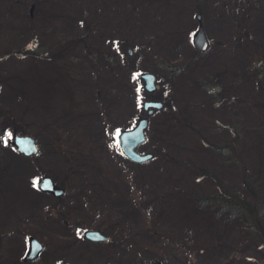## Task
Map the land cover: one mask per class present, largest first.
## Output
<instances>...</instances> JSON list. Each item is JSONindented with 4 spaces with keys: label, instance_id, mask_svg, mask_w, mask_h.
I'll use <instances>...</instances> for the list:
<instances>
[{
    "label": "rangeland",
    "instance_id": "obj_1",
    "mask_svg": "<svg viewBox=\"0 0 264 264\" xmlns=\"http://www.w3.org/2000/svg\"><path fill=\"white\" fill-rule=\"evenodd\" d=\"M141 116L154 156L135 162L116 133ZM14 131L39 153H18ZM44 175L65 195L34 187ZM257 225L264 0H0V264H264Z\"/></svg>",
    "mask_w": 264,
    "mask_h": 264
},
{
    "label": "water",
    "instance_id": "obj_2",
    "mask_svg": "<svg viewBox=\"0 0 264 264\" xmlns=\"http://www.w3.org/2000/svg\"><path fill=\"white\" fill-rule=\"evenodd\" d=\"M201 19V15H198ZM194 45L201 51L208 49L210 42L205 32L202 24L194 34L193 37ZM144 81V87L148 92H153L157 89V74L154 72H142L139 74ZM144 109L148 110L151 114L155 109L163 107V102L161 100H145L143 104ZM149 124V119L147 116L141 117L137 123L127 129H123L119 133V147L121 152L136 162H144L154 156L153 152H140L138 146L145 142L147 139L146 129ZM9 144L15 146L16 149L27 156L36 155L39 153V148L37 145L36 138L30 134H18L16 131L13 132L12 138L9 140ZM47 183V187H45ZM39 188L42 190H49L56 195H61L64 193V188L56 185L51 176L46 175L42 177L39 181ZM84 238L91 241L108 240L109 237L98 229H85L83 232ZM30 247L26 254V259H33L38 256L39 252L43 249L42 242L35 236L29 238ZM62 264H76L72 261H64Z\"/></svg>",
    "mask_w": 264,
    "mask_h": 264
},
{
    "label": "flooded vegetation",
    "instance_id": "obj_3",
    "mask_svg": "<svg viewBox=\"0 0 264 264\" xmlns=\"http://www.w3.org/2000/svg\"><path fill=\"white\" fill-rule=\"evenodd\" d=\"M198 15H200V14H198ZM198 15H197V18H198ZM201 17H202V15H201ZM198 22H199V25H198V28H199V26H200V24H201V20H202V18L201 19H199L198 18ZM197 28V29H198ZM196 29V30H197ZM195 30V31H196ZM194 34H195V32H194ZM194 34H193V37H194ZM194 43V42H193ZM37 141V140H36ZM37 145H38V148H39V151H40V146H39V144H38V142H37ZM14 147V146H13ZM26 156V155H25ZM30 156H34V155H30ZM44 176H46V175H44ZM44 176H41L40 177V179L42 178V177H44ZM53 178V177H52ZM40 179L38 180V182H37V187H38V189H39V191L40 192H42V193H46V194H50V195H52V196H54V197H56L57 199H59V198H61L63 195H65V193H66V188L63 186V185H59L54 179V183L56 184V185H58V186H60V187H62V188H64V193L63 194H61V195H56L55 193H53L52 191H49V190H42V189H40L39 188V181H40ZM32 235H30L29 236V238L31 237ZM40 240V239H39ZM41 241V240H40ZM42 242V241H41ZM42 244H43V242H42ZM29 247H30V243H29V239H28V245H27V248H26V251H25V254H24V256H23V258L26 260V261H34V260H36V259H38L40 256H41V254H42V252L44 251V249H45V245L43 244V249L39 252V254H38V256L37 257H35V258H33V259H26V254H27V252H28V250H29ZM64 262V261H63ZM63 262H60L59 264H62Z\"/></svg>",
    "mask_w": 264,
    "mask_h": 264
},
{
    "label": "trees",
    "instance_id": "obj_4",
    "mask_svg": "<svg viewBox=\"0 0 264 264\" xmlns=\"http://www.w3.org/2000/svg\"><path fill=\"white\" fill-rule=\"evenodd\" d=\"M39 193V192H38ZM230 207H231V209H230V211L231 210H233V211H237V209L238 208H240L241 206L239 205V204H230ZM246 211L244 212V215H243V218L245 219V220H247V217H246V214H247V209H245ZM255 229L257 230V234H254L255 235V237H256V239H252V244L256 247V246H258V242L260 241V240H262V241H264V228L262 227V226H255ZM247 235H250V233L247 231ZM259 237V238H258ZM260 250H261V253H262V256L264 257V247H262V248H259Z\"/></svg>",
    "mask_w": 264,
    "mask_h": 264
},
{
    "label": "snow or ice",
    "instance_id": "obj_5",
    "mask_svg": "<svg viewBox=\"0 0 264 264\" xmlns=\"http://www.w3.org/2000/svg\"><path fill=\"white\" fill-rule=\"evenodd\" d=\"M29 47H31V45H29ZM117 135H119V132L117 131V133H116ZM5 142H7V141H5ZM33 186L34 187H36L37 186V182L36 181H34L33 182ZM45 187H47L48 185H47V183H45V185H44ZM79 234V233H78Z\"/></svg>",
    "mask_w": 264,
    "mask_h": 264
}]
</instances>
